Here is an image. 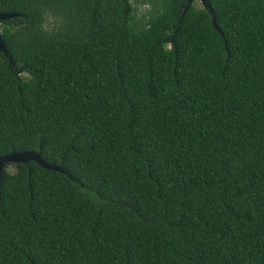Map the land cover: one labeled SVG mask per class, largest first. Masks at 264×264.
Masks as SVG:
<instances>
[{
	"label": "trees",
	"instance_id": "16d2710c",
	"mask_svg": "<svg viewBox=\"0 0 264 264\" xmlns=\"http://www.w3.org/2000/svg\"><path fill=\"white\" fill-rule=\"evenodd\" d=\"M196 1L0 0V156L67 172L5 167L0 264H264V0Z\"/></svg>",
	"mask_w": 264,
	"mask_h": 264
},
{
	"label": "water",
	"instance_id": "95a60500",
	"mask_svg": "<svg viewBox=\"0 0 264 264\" xmlns=\"http://www.w3.org/2000/svg\"><path fill=\"white\" fill-rule=\"evenodd\" d=\"M188 1L190 2L191 0ZM201 3L204 4L205 7L209 6L208 0H201ZM16 16H18V14L0 13V24ZM0 51L3 52L6 57H8L9 64H12V59L10 57L8 48L3 42L1 36H0ZM32 162L39 164L41 167L47 170L56 171L62 174H67V172L63 169L62 165L50 164L41 157V154L39 152L31 151L25 153H13L7 156H0V176H2L3 171L7 166H14L16 164L29 165Z\"/></svg>",
	"mask_w": 264,
	"mask_h": 264
},
{
	"label": "rangeland",
	"instance_id": "374dc122",
	"mask_svg": "<svg viewBox=\"0 0 264 264\" xmlns=\"http://www.w3.org/2000/svg\"><path fill=\"white\" fill-rule=\"evenodd\" d=\"M195 3H196V5H197L198 7H199L200 5H202L201 0L196 1ZM144 10H147V9H146V8H145V9L143 8L142 11L139 12V15H138V16H141V14H142V12H144ZM8 170H9V172H11V173H14V172H15V169H14V167H12V166H10Z\"/></svg>",
	"mask_w": 264,
	"mask_h": 264
},
{
	"label": "clouds",
	"instance_id": "9594fccd",
	"mask_svg": "<svg viewBox=\"0 0 264 264\" xmlns=\"http://www.w3.org/2000/svg\"><path fill=\"white\" fill-rule=\"evenodd\" d=\"M49 19H51V18H49ZM43 26H44V27H47L48 25H47V23H46V24H44Z\"/></svg>",
	"mask_w": 264,
	"mask_h": 264
}]
</instances>
